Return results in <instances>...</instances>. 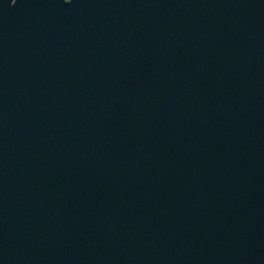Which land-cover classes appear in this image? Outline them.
<instances>
[{
	"label": "water",
	"instance_id": "water-1",
	"mask_svg": "<svg viewBox=\"0 0 264 264\" xmlns=\"http://www.w3.org/2000/svg\"><path fill=\"white\" fill-rule=\"evenodd\" d=\"M0 264H264V0H0Z\"/></svg>",
	"mask_w": 264,
	"mask_h": 264
}]
</instances>
